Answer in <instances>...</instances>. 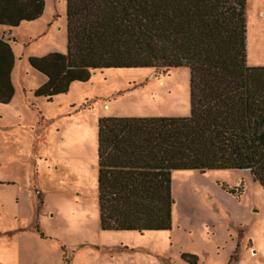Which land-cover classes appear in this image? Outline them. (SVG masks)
<instances>
[{
	"label": "rangeland",
	"instance_id": "374dc122",
	"mask_svg": "<svg viewBox=\"0 0 264 264\" xmlns=\"http://www.w3.org/2000/svg\"><path fill=\"white\" fill-rule=\"evenodd\" d=\"M246 3L247 64L264 67V0ZM13 34L15 92L0 104V237L17 231L19 259L0 251V260L189 264L190 254L197 264H264V191L249 171H175L170 231L100 229L99 120L190 116L189 68L92 71L49 101L35 94L46 77L29 59L67 55L66 0H47Z\"/></svg>",
	"mask_w": 264,
	"mask_h": 264
},
{
	"label": "trees",
	"instance_id": "16d2710c",
	"mask_svg": "<svg viewBox=\"0 0 264 264\" xmlns=\"http://www.w3.org/2000/svg\"><path fill=\"white\" fill-rule=\"evenodd\" d=\"M45 1L0 0V26L38 20ZM66 1L67 55L29 59L47 79L37 97L51 101L97 70L191 73L190 116L99 120L102 231H170L174 171H249L264 190V67L247 64L246 0ZM14 64L0 39V104L14 96Z\"/></svg>",
	"mask_w": 264,
	"mask_h": 264
},
{
	"label": "crops",
	"instance_id": "0c3cea01",
	"mask_svg": "<svg viewBox=\"0 0 264 264\" xmlns=\"http://www.w3.org/2000/svg\"><path fill=\"white\" fill-rule=\"evenodd\" d=\"M67 3V1H66ZM46 7H47V0L45 1V9H44V12H46ZM24 23H32V22H22L20 24V26ZM18 27L16 28H10V27H7V26H0V39H4L5 41H8L12 47V41L11 38L14 37V34L13 32L17 29ZM13 48V47H12ZM94 72V71H93ZM46 78H45V82H46ZM74 83H77V82H74ZM79 83V82H78ZM81 83V82H80ZM175 172V171H174ZM173 172V173H174ZM262 188V187H261ZM264 191V190H263ZM36 229V228H35ZM17 231H14V232H6V233H2L4 235H2L0 237V251L2 254H6V257L7 258H10V256H13V261L14 262H17V260L19 258H17V255H16V252H15V249H16V246H15V242H13L12 238H10L14 233H16ZM163 232V231H161ZM148 233V232H147ZM6 235H9L8 237H5ZM20 257V256H19ZM0 264H6V261H3V260H0Z\"/></svg>",
	"mask_w": 264,
	"mask_h": 264
},
{
	"label": "water",
	"instance_id": "95a60500",
	"mask_svg": "<svg viewBox=\"0 0 264 264\" xmlns=\"http://www.w3.org/2000/svg\"><path fill=\"white\" fill-rule=\"evenodd\" d=\"M95 72V71H94Z\"/></svg>",
	"mask_w": 264,
	"mask_h": 264
}]
</instances>
